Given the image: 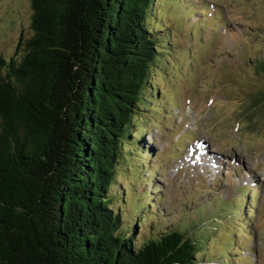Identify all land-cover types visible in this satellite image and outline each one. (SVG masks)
I'll return each mask as SVG.
<instances>
[{
	"label": "trees",
	"instance_id": "1",
	"mask_svg": "<svg viewBox=\"0 0 264 264\" xmlns=\"http://www.w3.org/2000/svg\"><path fill=\"white\" fill-rule=\"evenodd\" d=\"M30 4L31 35L0 57V264H205L213 226L137 244L132 188L114 189L136 169L133 135L167 62L156 0Z\"/></svg>",
	"mask_w": 264,
	"mask_h": 264
},
{
	"label": "rangeland",
	"instance_id": "2",
	"mask_svg": "<svg viewBox=\"0 0 264 264\" xmlns=\"http://www.w3.org/2000/svg\"><path fill=\"white\" fill-rule=\"evenodd\" d=\"M180 1L183 3L161 0L158 4L164 9L162 24H165L163 21L171 23L170 27L164 25L161 32L162 35H171L169 54L165 55V59L169 60L168 68L157 70L155 85L162 89L165 104L159 108L158 102L143 111L146 120L151 115L156 121H142L148 129L145 138L156 146L153 154L155 161L153 159L152 163L156 162L160 167L157 173L146 172L144 176L153 175L157 183L162 184L159 189L164 195L163 209L167 219L157 216L160 225L145 220L140 228L138 226L137 244L140 238L147 237L158 226L160 229L169 228L166 226L194 220L185 217L178 209L174 210L182 202L191 200L194 184H208L209 189L216 187L215 194H219L215 202L217 208L222 199L228 200L236 195L239 186L250 184L248 190L250 194H255L256 188L251 178L260 182V192L264 195V63L259 61L264 59V40H256L264 30V0H215L223 6L219 14L211 11L210 14H199L197 8H201L205 0H187L198 6L190 21L185 1ZM180 10H184L183 14L178 12ZM177 12L176 19L174 14ZM31 13L30 0H0V57L8 58L21 51L19 43L32 33ZM200 16H213L214 24L206 22L203 27L200 24L203 20L198 21ZM194 22L200 31L197 36H206L207 40H191V33L185 26ZM167 30H170L169 34L165 33ZM227 30L230 35L225 40L233 50L237 49L232 56L223 54V33L225 35ZM213 35L216 37L213 38ZM261 39H264V33ZM186 49H190L192 54L186 53ZM255 97L261 99L258 105L253 102ZM250 109L253 113L249 112ZM179 137L191 142L195 138H203L210 144L211 151L223 154L221 159L224 162H215L207 170L203 168L205 162L201 164L191 159L181 164L183 154L175 144ZM131 155L133 161L140 162L134 153ZM125 177L122 172L116 174L114 189L127 184ZM141 187L139 190H142ZM127 203L126 199L124 208L130 211ZM158 206L159 203L153 210H157ZM207 206L211 207V202ZM117 207L118 204L113 205L114 209ZM199 212L202 220L211 216L208 211ZM129 218L125 220L127 224L136 223L133 217ZM204 227L205 224L200 228ZM254 228L257 240L252 242L250 239L244 244L246 248H253L249 254L250 262L264 264V230H261L264 228V206ZM200 252L202 256L205 251ZM241 253L244 256L248 251L245 249Z\"/></svg>",
	"mask_w": 264,
	"mask_h": 264
}]
</instances>
